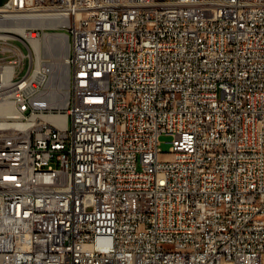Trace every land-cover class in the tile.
Returning a JSON list of instances; mask_svg holds the SVG:
<instances>
[{
  "label": "built area",
  "instance_id": "2783aa9c",
  "mask_svg": "<svg viewBox=\"0 0 264 264\" xmlns=\"http://www.w3.org/2000/svg\"><path fill=\"white\" fill-rule=\"evenodd\" d=\"M0 12V264H264V0ZM58 30L63 105L27 38Z\"/></svg>",
  "mask_w": 264,
  "mask_h": 264
},
{
  "label": "bare ground",
  "instance_id": "6f19581e",
  "mask_svg": "<svg viewBox=\"0 0 264 264\" xmlns=\"http://www.w3.org/2000/svg\"><path fill=\"white\" fill-rule=\"evenodd\" d=\"M1 6H9V0H5L0 4ZM0 19H3V12H0ZM5 23H11V25H19V17L17 11L5 12ZM24 27L21 26L18 31L23 34ZM27 38L31 40L37 55L43 53L50 57V61L45 63L47 70L50 73V79L48 84V93L45 94V102L48 104L63 105L66 102L67 97V84H68V67L65 61L67 55V41L65 38V30H58V35L46 34L43 39L33 38L32 34ZM59 55L62 56V60L58 61ZM64 87V88H63ZM33 91V84H26L23 86V94H30ZM44 98H41V101ZM11 110L10 107H0V114L8 113ZM156 133V140H159V135Z\"/></svg>",
  "mask_w": 264,
  "mask_h": 264
},
{
  "label": "rangeland",
  "instance_id": "374dc122",
  "mask_svg": "<svg viewBox=\"0 0 264 264\" xmlns=\"http://www.w3.org/2000/svg\"><path fill=\"white\" fill-rule=\"evenodd\" d=\"M17 43L19 45H21L25 49L24 45L21 42L17 41ZM45 56H46L45 59H47V61L51 60L50 57L47 56V54ZM62 56L63 55H59L57 60L61 61L62 60ZM170 140H171V137L169 135H166V133H161L159 135V148L161 149V151H163V152H168L169 151L170 145H171Z\"/></svg>",
  "mask_w": 264,
  "mask_h": 264
},
{
  "label": "water",
  "instance_id": "95a60500",
  "mask_svg": "<svg viewBox=\"0 0 264 264\" xmlns=\"http://www.w3.org/2000/svg\"><path fill=\"white\" fill-rule=\"evenodd\" d=\"M5 0H0V4L3 3Z\"/></svg>",
  "mask_w": 264,
  "mask_h": 264
}]
</instances>
